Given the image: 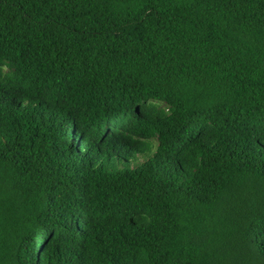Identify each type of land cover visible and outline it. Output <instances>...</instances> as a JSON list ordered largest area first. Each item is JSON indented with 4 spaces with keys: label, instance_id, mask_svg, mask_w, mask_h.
<instances>
[{
    "label": "trees",
    "instance_id": "obj_1",
    "mask_svg": "<svg viewBox=\"0 0 264 264\" xmlns=\"http://www.w3.org/2000/svg\"><path fill=\"white\" fill-rule=\"evenodd\" d=\"M0 264H264V0H0Z\"/></svg>",
    "mask_w": 264,
    "mask_h": 264
}]
</instances>
